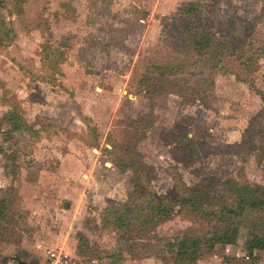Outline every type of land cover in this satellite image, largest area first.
Returning a JSON list of instances; mask_svg holds the SVG:
<instances>
[{"label": "rangeland", "instance_id": "rangeland-1", "mask_svg": "<svg viewBox=\"0 0 264 264\" xmlns=\"http://www.w3.org/2000/svg\"><path fill=\"white\" fill-rule=\"evenodd\" d=\"M261 95L264 0H0V264H264Z\"/></svg>", "mask_w": 264, "mask_h": 264}, {"label": "trees", "instance_id": "trees-1", "mask_svg": "<svg viewBox=\"0 0 264 264\" xmlns=\"http://www.w3.org/2000/svg\"><path fill=\"white\" fill-rule=\"evenodd\" d=\"M195 7H196L195 4L189 5V8L191 10L195 9ZM191 35H192L191 38H192L193 43H200V40L202 38L197 35V32H192ZM261 98H262V101L264 102V95H261ZM263 203H264V200H263ZM223 232H224V230H223ZM237 232H238V228L237 229L235 228L233 230V232H232V236H230L229 238L225 239V241H223L225 243V245L235 244L236 238H237ZM225 234L226 233H223V236ZM220 239L223 240L222 238H219V240ZM248 249L251 250V251H253L255 249L264 250V239L263 238L254 237L252 239L251 244H250Z\"/></svg>", "mask_w": 264, "mask_h": 264}, {"label": "built area", "instance_id": "built-area-1", "mask_svg": "<svg viewBox=\"0 0 264 264\" xmlns=\"http://www.w3.org/2000/svg\"><path fill=\"white\" fill-rule=\"evenodd\" d=\"M49 254H50V264H57L63 261L64 256L61 251L52 252V250H49Z\"/></svg>", "mask_w": 264, "mask_h": 264}]
</instances>
